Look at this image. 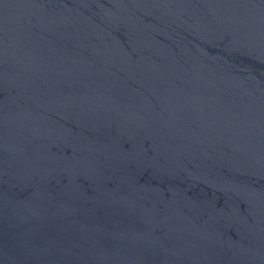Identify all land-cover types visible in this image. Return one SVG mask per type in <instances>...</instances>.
Instances as JSON below:
<instances>
[{
  "label": "water",
  "instance_id": "95a60500",
  "mask_svg": "<svg viewBox=\"0 0 264 264\" xmlns=\"http://www.w3.org/2000/svg\"><path fill=\"white\" fill-rule=\"evenodd\" d=\"M0 264H264V0H0Z\"/></svg>",
  "mask_w": 264,
  "mask_h": 264
}]
</instances>
